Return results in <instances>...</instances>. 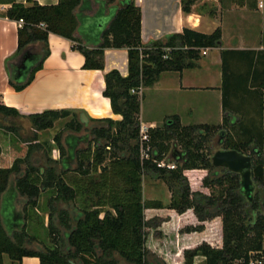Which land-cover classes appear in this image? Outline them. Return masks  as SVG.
<instances>
[{
  "label": "trees",
  "instance_id": "obj_1",
  "mask_svg": "<svg viewBox=\"0 0 264 264\" xmlns=\"http://www.w3.org/2000/svg\"><path fill=\"white\" fill-rule=\"evenodd\" d=\"M113 1L106 0L105 4ZM180 1L182 11L188 14L196 0ZM231 1L252 10L258 2ZM0 4L10 5L2 17L22 21L17 31V52L7 62L28 45H39V52L26 61L21 77L9 79V85L17 92L42 69L49 55L51 34L68 40L71 50L83 55L84 70H103L105 49L124 48L128 58L126 77L112 70L103 78L102 95L109 99L112 113L121 116L120 121L89 120L95 124L90 129L93 139L84 149H77L80 138L67 136L68 158L59 145V171L26 165L21 173L15 166L0 167V264H5V255L17 264L24 257H36L40 264H119L116 256L125 264H195L197 257L203 258L204 264L264 263L262 199L255 195L248 203L240 191V177L215 169L206 146L220 133V149L250 156L253 183L264 191V51L220 52L222 128L207 124L182 126L177 116L169 117L161 127L148 129L153 150L150 159L142 161L141 89L152 86L161 73L193 68L201 51L219 47L221 30L202 34L185 28L180 34L143 45L139 8L133 0L127 5L120 1L119 7L109 9L107 27L96 37H89L93 47L87 48L74 34L82 30L80 24L86 20L103 17V2L93 18L82 16L90 10L88 0H58L50 6L34 1L20 4L15 0H0ZM0 114L21 117L17 110L2 104ZM27 118L37 131L49 130L64 119H69L65 128L74 134L86 126L67 110H45ZM54 140L59 143L58 136ZM173 146L181 163H175L173 170L158 168L153 160L168 162ZM74 159L75 167L71 168ZM197 172H204L205 176L197 179ZM144 173L157 175L169 186L171 198L167 205L143 200ZM13 174L18 176L11 189ZM44 192L50 194L47 229L53 243L43 245L39 251L28 250L23 246V237L27 236L29 210L35 208ZM18 197L25 199L20 214L15 213L14 206ZM57 204L73 206L75 218L68 208H56ZM54 217L58 226L53 223ZM166 225V230L170 231L173 225L175 235L182 234L181 250H169L162 232Z\"/></svg>",
  "mask_w": 264,
  "mask_h": 264
},
{
  "label": "crops",
  "instance_id": "obj_2",
  "mask_svg": "<svg viewBox=\"0 0 264 264\" xmlns=\"http://www.w3.org/2000/svg\"><path fill=\"white\" fill-rule=\"evenodd\" d=\"M15 1L20 4L34 1L43 6L58 3V0ZM88 1L90 10L85 11L82 16L95 17L103 2V17L86 20L80 24L82 30L76 31L74 36L80 39L87 48H92L89 37H96L107 27L109 8L119 7L120 1L124 3V0H114L110 4H105L106 0ZM261 2V0L257 2L253 11L242 12L244 7L238 11L232 8L231 12L222 14L218 19H212L204 12L192 10L188 14L184 13L180 0H133L134 6L140 10L143 45L160 41L173 34H180L185 28L202 34H211L217 28L221 30L219 47L205 49V54L201 51L200 59L195 62L193 68L184 69L180 73H161L152 86L141 89L139 94L140 125L146 128L158 127L161 123L157 124L149 112L160 107L161 104L163 106L175 104L180 107L182 104L180 94L190 91L191 93L217 95L220 105L214 123L211 122L212 118L206 105L202 106L199 111L201 115L195 119L193 118L195 110L191 108L187 113V115L190 113V117L170 111L163 117V120L177 116L182 126L222 124L224 112L220 90L222 82L220 52L224 50L264 51V18L262 19L263 4L261 5ZM211 3L214 10L220 11V4L217 0H211ZM9 7L8 4H0V104L17 110L21 118H27L28 115L45 110H67L78 118L80 114H84L88 122L105 118L120 121L121 116L112 113L109 99L102 95L103 78L112 70L118 71L122 77L128 75L127 50L124 48L105 49L103 70H84L83 55L72 51L68 40L51 34L48 37L49 55L44 60L42 69L35 73L32 81L23 90L17 92L9 85L13 62L17 57L7 61L17 52L19 24L2 17L3 12ZM37 46L39 48L38 44ZM38 52L39 49L35 54ZM184 118L192 123H184ZM203 176H205L204 172L196 173L197 179ZM9 187L14 189L15 183ZM15 213L22 212L15 208ZM262 247L264 249V240ZM20 264H40V262L36 257H24Z\"/></svg>",
  "mask_w": 264,
  "mask_h": 264
},
{
  "label": "rangeland",
  "instance_id": "obj_3",
  "mask_svg": "<svg viewBox=\"0 0 264 264\" xmlns=\"http://www.w3.org/2000/svg\"><path fill=\"white\" fill-rule=\"evenodd\" d=\"M260 1V0H258ZM261 5L264 3L261 0ZM220 4V11L214 10V7L211 3V0H196L194 5L191 7V10L197 12L207 13V16L212 19H218L222 14L231 12L232 8L235 11H238L240 8H245L242 12L253 11L247 5L243 7H238L232 3L231 0H217ZM112 8V7H111ZM110 9V8H109ZM263 9V8H262ZM233 10V11H234ZM262 15V19H263ZM264 22V20H263ZM201 56V54H200ZM153 96V95H152ZM151 96V97H152ZM209 96V97H208ZM153 98V97H152ZM180 98L182 99V106H177L172 104L170 106H158L152 112H149V115L157 121V124H160L161 127L166 120H163V117L170 111L174 113H179L185 117H190L189 109H194L193 118H197L199 111L203 105H206L209 109V115H211V122L214 123L216 117L218 116V106L220 105V100L215 94H198V93H181ZM68 119L62 121H57L54 123L53 128L45 131H37L27 118L21 117H5L0 114V167H12L15 166L18 171L21 173L26 169V165H32L38 169H46L47 167L55 168L56 171L61 170L60 165V146H63L65 149V158H68V147L66 144V138L69 135L76 136L79 139L77 149H84L88 142L93 139L90 134V129L95 126V124L88 122L86 126L80 133H72L71 131L65 128V122ZM194 121V120H192ZM184 123H192L186 118H184ZM199 125V124H198ZM216 127L222 128V124L213 125ZM226 130L225 128H223ZM55 136H58L59 143L54 140ZM83 138L87 140L84 142ZM217 134L214 135L208 143H206L207 151L213 153L218 148L217 146ZM83 140V141H82ZM102 144L104 140L100 141ZM108 157V155H106ZM107 159L105 160V162ZM75 167V159L71 164V168ZM18 175L13 174L11 178V186L15 183V180ZM151 173H144L142 176V194L144 201H160L163 204L167 205L170 202L171 192L169 186L160 178L156 177ZM196 183V182H195ZM195 189L199 188V185H194ZM255 186V191L253 196H257L259 199L264 197V191L262 188ZM49 193H41L39 199L36 202V206L33 210H29L30 221L26 223V237H23V246L28 250L39 251L42 250L43 245H51L53 243V237L49 234L47 229L48 226V200ZM25 205V199L23 197H18L15 203L16 210L22 212V208ZM79 202L76 204L77 208ZM68 208L72 215V219L75 218L76 212L74 211L73 206H67L64 204H57L56 208ZM31 209V208H29ZM11 215V219L15 220L14 215ZM55 216V215H54ZM55 226H58L57 220L55 217L53 219ZM169 226L162 227V232L165 234V238L168 239V247L172 252H177L176 249L181 250L183 247L182 244V234L175 235V227L171 226L172 229L166 230ZM175 249V250H173ZM116 259L119 261V264H125L117 256ZM5 264H15L12 263L9 258L5 255L3 257ZM195 264H204V259L197 257L195 259Z\"/></svg>",
  "mask_w": 264,
  "mask_h": 264
},
{
  "label": "water",
  "instance_id": "obj_4",
  "mask_svg": "<svg viewBox=\"0 0 264 264\" xmlns=\"http://www.w3.org/2000/svg\"><path fill=\"white\" fill-rule=\"evenodd\" d=\"M131 0H124V4H129ZM37 44H30L25 47L13 62V69L10 78L18 80L22 71L25 69L26 61L38 51ZM145 65L143 64L142 67ZM80 120L83 124L88 123L84 114H80ZM175 146L169 154L168 163H181L174 154ZM176 151V150H175ZM177 152V151H176ZM211 165L215 169H224L230 173L237 174L240 177V191L248 203L253 201L255 186L252 180V159L250 156L243 155L235 150L218 149L211 155ZM261 208L264 211V197L261 200Z\"/></svg>",
  "mask_w": 264,
  "mask_h": 264
},
{
  "label": "built area",
  "instance_id": "obj_5",
  "mask_svg": "<svg viewBox=\"0 0 264 264\" xmlns=\"http://www.w3.org/2000/svg\"><path fill=\"white\" fill-rule=\"evenodd\" d=\"M19 27L22 25V21L19 23ZM41 28H44L43 25H40ZM170 49H165V52H169ZM205 54V51L202 52ZM166 58V57H164ZM134 93V91H131ZM148 129L142 125H140V130H139V154H140V159L143 160H149L151 153H152V148L149 145V137H148ZM153 163L156 164L158 168H166L168 170H173L175 169L176 165L175 163H168L165 160L161 161H155L153 160ZM250 264H264L262 261H256V262H251Z\"/></svg>",
  "mask_w": 264,
  "mask_h": 264
},
{
  "label": "flooded vegetation",
  "instance_id": "obj_6",
  "mask_svg": "<svg viewBox=\"0 0 264 264\" xmlns=\"http://www.w3.org/2000/svg\"><path fill=\"white\" fill-rule=\"evenodd\" d=\"M217 138H218V139H217V140H218V142H217V146H218V148L220 149V148H221L220 140H221V138H222L220 133L217 134ZM217 150H218V149H217ZM10 184H11V178H10ZM10 184H9V186H11ZM9 188H10V187H9ZM18 214H19V213H18Z\"/></svg>",
  "mask_w": 264,
  "mask_h": 264
}]
</instances>
